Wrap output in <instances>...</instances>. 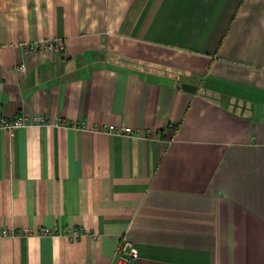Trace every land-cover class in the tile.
<instances>
[{
  "label": "crops",
  "instance_id": "0c3cea01",
  "mask_svg": "<svg viewBox=\"0 0 264 264\" xmlns=\"http://www.w3.org/2000/svg\"><path fill=\"white\" fill-rule=\"evenodd\" d=\"M21 114L48 122L0 128V264H113L123 237L131 264H264V0H0Z\"/></svg>",
  "mask_w": 264,
  "mask_h": 264
},
{
  "label": "built area",
  "instance_id": "2783aa9c",
  "mask_svg": "<svg viewBox=\"0 0 264 264\" xmlns=\"http://www.w3.org/2000/svg\"><path fill=\"white\" fill-rule=\"evenodd\" d=\"M26 49L30 53H36L38 51H50L52 53L60 54L65 50V43L60 39H44L40 41H30L26 43ZM20 71L26 70V63H21L18 67ZM46 117L42 115H36L30 117L25 114H21L15 118L7 119L0 115V128L12 130L15 127L32 125V124H45L47 123ZM171 129L176 128L175 123H169L168 125ZM103 131H108L112 134L134 136L136 134L147 137L150 134V130L145 131L133 129L126 125H115V124H104L100 127ZM59 229L56 227H41L40 232L44 235H53L58 233ZM22 232H30L28 228L22 230ZM65 234L70 239L78 238L81 232L76 228H67L64 230ZM13 233L12 229H2L0 230V236H7ZM139 257V251L135 247L133 241L128 237H123L120 244L116 249V254L113 264H131L132 261Z\"/></svg>",
  "mask_w": 264,
  "mask_h": 264
},
{
  "label": "trees",
  "instance_id": "16d2710c",
  "mask_svg": "<svg viewBox=\"0 0 264 264\" xmlns=\"http://www.w3.org/2000/svg\"><path fill=\"white\" fill-rule=\"evenodd\" d=\"M176 127H177V125H176Z\"/></svg>",
  "mask_w": 264,
  "mask_h": 264
}]
</instances>
